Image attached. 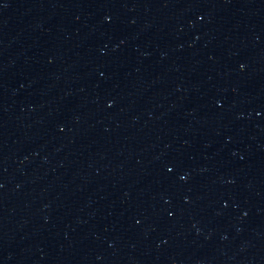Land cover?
Returning a JSON list of instances; mask_svg holds the SVG:
<instances>
[{"label":"water","instance_id":"obj_1","mask_svg":"<svg viewBox=\"0 0 264 264\" xmlns=\"http://www.w3.org/2000/svg\"><path fill=\"white\" fill-rule=\"evenodd\" d=\"M0 264H264V0H0Z\"/></svg>","mask_w":264,"mask_h":264}]
</instances>
